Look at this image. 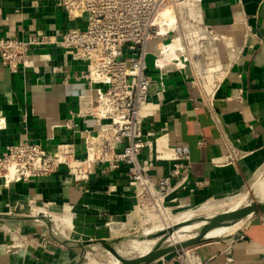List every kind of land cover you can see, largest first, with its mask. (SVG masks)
<instances>
[{
    "label": "crops",
    "instance_id": "obj_1",
    "mask_svg": "<svg viewBox=\"0 0 264 264\" xmlns=\"http://www.w3.org/2000/svg\"><path fill=\"white\" fill-rule=\"evenodd\" d=\"M183 14L178 36L190 56L184 71L155 66L176 37L147 45L154 84L142 115L152 153L146 148L139 157L152 176L171 178L172 185L187 175L184 187L168 198L172 208L240 191L264 168V0L188 1ZM71 25L58 0H0V38L46 34L60 40ZM39 54L50 60L40 62ZM31 56L36 71L16 73L0 65V155L24 137L42 142L54 137V145L73 140L84 158L79 132L53 128L96 100V92L74 78L84 65L57 44ZM76 121L79 131L96 132L101 125L92 117ZM177 167L181 175L173 177ZM127 171L126 165L100 166L81 186L65 172L9 185L0 180V213L21 201L53 204L62 208L60 215L71 214L75 239H109L126 230L119 221L129 220L135 208ZM263 218L255 216L236 233L194 251L207 264H225L227 255L234 264H264ZM114 224L122 229H111ZM0 264H82V253L48 242L42 225L19 217L0 221ZM153 264L180 263L173 253Z\"/></svg>",
    "mask_w": 264,
    "mask_h": 264
},
{
    "label": "built area",
    "instance_id": "obj_2",
    "mask_svg": "<svg viewBox=\"0 0 264 264\" xmlns=\"http://www.w3.org/2000/svg\"><path fill=\"white\" fill-rule=\"evenodd\" d=\"M188 1L201 2L58 0L68 22L73 24L60 40L46 34L32 35L27 39L0 38V65L16 73H26L29 69L36 71L31 52L57 44L72 61L84 65L74 78L85 83L97 96L84 110L71 113L63 124L53 127L71 131L72 134L79 132L86 146L84 158L77 155L73 140L54 145V137L44 142L24 137L7 146L0 155V180L9 185L65 172L75 185L81 186L92 178L100 166L117 170L126 165L138 209L150 205L159 211L167 210L168 198L179 187H184L187 175L178 184L172 185L171 178L152 176L151 166L141 163L139 158L146 148L152 153V140L145 135L142 115L154 84L147 73V45L156 38L176 37L181 45L178 56L170 64H161L162 51L155 66H173L178 72L186 69L190 56L178 35L179 21L184 17L183 6ZM167 8L176 10L178 20L174 26L161 17ZM80 21L81 25H75ZM38 60L49 61L50 57L39 54ZM79 117L94 118L101 122L100 128L96 132L79 131L76 121ZM203 144L204 141H201L200 145ZM152 159L150 154L149 162ZM228 159L231 162L235 157L229 155ZM180 175L177 167L173 177ZM174 255L180 264H207L193 247ZM225 264H234L232 255L226 256Z\"/></svg>",
    "mask_w": 264,
    "mask_h": 264
},
{
    "label": "water",
    "instance_id": "obj_3",
    "mask_svg": "<svg viewBox=\"0 0 264 264\" xmlns=\"http://www.w3.org/2000/svg\"><path fill=\"white\" fill-rule=\"evenodd\" d=\"M23 214L27 215L24 219L42 225L47 233L48 242L80 251L82 253V264L89 260L101 264H153L182 249L221 240L236 233L242 224L255 216L264 214V202L257 200L234 210L196 217L172 226L158 228L150 227L145 222L144 215L140 213L143 224L142 231L130 236L111 237L104 240L72 238L69 231L63 229V223L58 216H55V213L33 205L28 201H21L14 210L0 213V221L17 219ZM204 223H209V225L199 231L192 229L194 226ZM118 227L122 229L120 225L115 224L111 226V229L116 230ZM210 227L212 230H208ZM188 235L193 236L178 243L171 240L173 237ZM145 243H154L155 245L147 252H141L140 248Z\"/></svg>",
    "mask_w": 264,
    "mask_h": 264
},
{
    "label": "rangeland",
    "instance_id": "obj_4",
    "mask_svg": "<svg viewBox=\"0 0 264 264\" xmlns=\"http://www.w3.org/2000/svg\"><path fill=\"white\" fill-rule=\"evenodd\" d=\"M263 174H264V168L251 180V182L244 189H242L240 191L232 192V193L220 198L219 200L226 201V200H229V199H234L237 196L238 197H242L244 200L240 204V206L249 205L252 202L257 201V200L259 201V199L252 194L253 193L252 189L255 186V184L262 178ZM134 200H135V208H134L133 213H131L132 215L129 217V220L119 221V223L120 222H126V224L123 226V227H126V230L124 232H120V233L116 234L114 237L130 236V235H133L135 233H138V232L142 231L143 230V224H142V221L140 219V215H141L140 213H142L144 215L145 222L150 227L156 228V227L165 226V222L168 221L166 215L175 216L177 213L180 214L183 211L185 212V211H188L190 209H193L195 206H198V205H193V206L191 205V206L177 207V208H172V207L168 206L167 210H163L162 209L161 211H159L158 209L152 208L150 205L144 207L143 209H138V207H137L138 203H137V199H136L135 195H134ZM247 200H248V202H246ZM216 201H217L216 198H210V199H207V200L203 201L199 205L205 204V203H212V202H216ZM229 205H231V206H229ZM233 205L232 204H227V205L223 206V208L221 207V208H219L217 210H214L213 214L223 213V212L232 210L233 209ZM38 207L45 208V209H47L49 211H52L53 213H55V216H58L59 218H61L60 217L61 215L59 213H57V212H60L62 210L61 207H57L56 205H53V204H51V205L50 204L49 205L48 204H41ZM7 212H9V211H7ZM20 217H27V215L23 214ZM29 217H30V215H29ZM62 227L65 230L68 228L67 230L71 234L72 238H74V239L76 238V235L74 234V228H72V229L69 228V227L66 228V225H63ZM117 232H119V231H117ZM84 264H93V260L86 261V262H84Z\"/></svg>",
    "mask_w": 264,
    "mask_h": 264
},
{
    "label": "bare ground",
    "instance_id": "obj_5",
    "mask_svg": "<svg viewBox=\"0 0 264 264\" xmlns=\"http://www.w3.org/2000/svg\"><path fill=\"white\" fill-rule=\"evenodd\" d=\"M161 17L165 21H167V23L170 22V25H173V26L176 24V22L178 20L176 10L173 8H167L165 11H163V13L161 14ZM179 51H181V45L179 44V41L177 40V41H175L174 44L170 45L169 47L167 46V48L163 52V57L159 60V63L165 64V65L170 64L171 61L178 56V54L180 53ZM252 190H253L252 194L255 197H257L260 201L264 202V174L262 175V178L255 184V186L253 187ZM243 200L244 199L242 197L237 196L234 199H229L226 201L217 200L216 202L206 203V204L200 205L198 207H195L193 209H190L188 211H185V212L183 211L180 214L177 213L178 215L176 214L175 216L166 215L168 221L165 222V226H172V225H175L176 223L191 220V219H194L196 217L211 215L214 213V210H217L221 207L223 208V206H225L227 204H232V205L234 204L233 209H232V210H234L238 207H242V206H240V204L243 202ZM246 202H248V200ZM229 206H231V205H229ZM163 210H166V209H163ZM60 217H61L60 220L63 223L62 225H66V228L67 227L70 228L71 227V217H72L71 214H69L67 211H65V213L63 215H61ZM246 223L242 224L239 227V229H241ZM206 225H209V223H204V224L194 226V228H192V229H194V230L197 229V231H199L200 229H203L204 227H206ZM209 229L212 230L211 227L208 228V230ZM190 236H193V235H188V236H183V237L177 236V237H173L171 240L175 243H178L180 241H183L184 239L189 238ZM154 243H145L144 245H142L140 248L141 252H147L148 250H150L151 247L156 244V243L155 244ZM93 264H101V263H98V262L93 260Z\"/></svg>",
    "mask_w": 264,
    "mask_h": 264
}]
</instances>
